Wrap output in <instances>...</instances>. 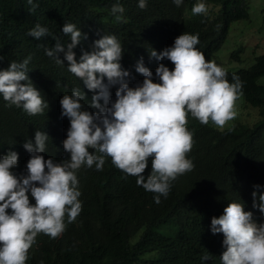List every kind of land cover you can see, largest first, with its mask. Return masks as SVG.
<instances>
[{"label":"trees","instance_id":"trees-1","mask_svg":"<svg viewBox=\"0 0 264 264\" xmlns=\"http://www.w3.org/2000/svg\"><path fill=\"white\" fill-rule=\"evenodd\" d=\"M208 2L216 12L201 0H0L1 136L58 122L78 67L104 76L116 63L123 76L130 61L136 76L163 43L177 53V88L152 90L158 112L122 105L87 133L25 230L0 228V264H264V52L210 68L248 3ZM240 96L257 119L217 127Z\"/></svg>","mask_w":264,"mask_h":264},{"label":"clouds","instance_id":"clouds-1","mask_svg":"<svg viewBox=\"0 0 264 264\" xmlns=\"http://www.w3.org/2000/svg\"><path fill=\"white\" fill-rule=\"evenodd\" d=\"M139 58L143 68L136 76L131 74L130 61L123 76L118 75L116 63L104 76L96 68L78 67L80 85L61 91L59 100L70 99L72 104L57 111L58 122L28 132L19 128L16 140L12 135H0V228H7L13 237L20 228L25 230L42 195L70 173L76 147L90 142L85 135L101 124L118 122L122 105L143 107L148 117L158 112L152 90L177 88L168 72L177 53L163 43L154 53ZM187 59L193 62L194 57ZM160 67L166 76L156 82L152 71ZM112 75L107 93L102 86ZM79 102L82 104L76 105ZM216 126L220 127L219 122Z\"/></svg>","mask_w":264,"mask_h":264},{"label":"rangeland","instance_id":"rangeland-1","mask_svg":"<svg viewBox=\"0 0 264 264\" xmlns=\"http://www.w3.org/2000/svg\"><path fill=\"white\" fill-rule=\"evenodd\" d=\"M248 16L231 23L226 40L208 59L212 69L236 70L246 68L254 62L255 56L264 52V0H247ZM206 11L216 12L208 0H201ZM187 11H192L187 6ZM232 52L237 55L232 56ZM264 86V76L258 79ZM227 115L219 121L220 127L237 123H252L258 117V107L250 106L243 96L228 103Z\"/></svg>","mask_w":264,"mask_h":264},{"label":"bare ground","instance_id":"bare-ground-1","mask_svg":"<svg viewBox=\"0 0 264 264\" xmlns=\"http://www.w3.org/2000/svg\"><path fill=\"white\" fill-rule=\"evenodd\" d=\"M249 228H251V227H249ZM243 230H244V229H243ZM243 230H242V231H243Z\"/></svg>","mask_w":264,"mask_h":264}]
</instances>
